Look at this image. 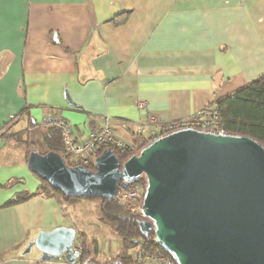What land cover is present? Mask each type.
<instances>
[{
  "label": "crops",
  "instance_id": "1",
  "mask_svg": "<svg viewBox=\"0 0 264 264\" xmlns=\"http://www.w3.org/2000/svg\"><path fill=\"white\" fill-rule=\"evenodd\" d=\"M262 73L264 0H0V264H36L40 252L22 253L42 230H82L53 195L6 206L40 185L25 146L2 136L12 124L44 152L43 118L59 108L81 140L108 119L136 146L155 135L137 131L148 115L191 117Z\"/></svg>",
  "mask_w": 264,
  "mask_h": 264
},
{
  "label": "water",
  "instance_id": "2",
  "mask_svg": "<svg viewBox=\"0 0 264 264\" xmlns=\"http://www.w3.org/2000/svg\"><path fill=\"white\" fill-rule=\"evenodd\" d=\"M28 166L67 197L109 202L123 181L144 179L141 232L154 231L176 264H264V145L251 136L187 127L155 137L123 163L109 147L94 170L70 166L56 151H31ZM76 235L72 226L42 230L22 254L36 247L39 260L75 262Z\"/></svg>",
  "mask_w": 264,
  "mask_h": 264
},
{
  "label": "trees",
  "instance_id": "3",
  "mask_svg": "<svg viewBox=\"0 0 264 264\" xmlns=\"http://www.w3.org/2000/svg\"><path fill=\"white\" fill-rule=\"evenodd\" d=\"M213 105H216L220 112L221 123L224 132L242 136H251L264 145V73L249 81L245 85L237 88L233 92L218 97L213 102ZM26 109L27 107L23 111H26ZM27 115L30 116L29 112L27 113ZM21 116L22 112L18 115L13 116L8 124H10L16 118H21ZM28 120L30 121L31 118L29 117ZM14 124H12L2 134V136L22 143L27 150L28 156L33 150L39 151L38 143L32 139L31 134L27 130V128L15 132L12 131ZM44 127H46L47 129L45 130V133H43V145L45 147L44 152L56 151L60 153L66 159L67 164L70 166L83 164L80 157L72 156L66 152L60 127L53 125ZM158 136L160 135H153L149 138H145L140 145L136 146H118L112 143L99 144L90 154L91 157L89 162L87 164H84V166L88 167L91 170H94V158L100 155L106 148L109 147L115 150L121 163H123L127 158L137 153L143 146H145L152 139ZM39 180L40 185L36 193H19L14 198L10 199L6 203V206L24 202L35 194H41L45 196L53 195L61 204H73L74 202L79 201V199L82 198L98 199L101 202V220L105 223L110 224L118 232L122 243L117 257H115L114 259H110L107 264H112L111 262L115 263L117 261H119L121 264H136V261L133 259V256L129 252L131 249H136L139 245H142L144 248H146L148 253H164L171 257V255L165 249H163L159 245V243L154 241V231H151V233L147 236H144L142 234L139 226V221L144 218L143 216L130 214L115 201L109 202L104 199L91 196L67 197L61 191L53 188L47 181L41 179L40 177ZM139 182L145 188L146 183L144 179ZM77 232V238H79L83 244L84 259H87L92 252L97 253L98 240L93 237L91 238V236L88 235L85 230H78ZM90 245H92L91 249Z\"/></svg>",
  "mask_w": 264,
  "mask_h": 264
},
{
  "label": "built area",
  "instance_id": "4",
  "mask_svg": "<svg viewBox=\"0 0 264 264\" xmlns=\"http://www.w3.org/2000/svg\"><path fill=\"white\" fill-rule=\"evenodd\" d=\"M139 108L145 107L144 101H137ZM43 126H57L61 128L66 152L72 156L80 157L82 165L90 160V154L95 147L102 143H112L118 146H129L123 140L119 139L114 133L113 125L108 121L93 130L89 136L81 140L73 134L71 124L65 120L62 110L59 108H50L42 121ZM197 128L210 131H224L221 123L220 112L216 105L207 106L204 109L193 114L191 117L162 123L159 117L150 114L137 127L138 133H144L148 129L155 131V135L182 129ZM145 188L140 182L129 183L123 181L118 189L115 202L122 206L130 214L143 216V198ZM154 241L157 242L156 237ZM158 243V242H157ZM73 254L76 256L75 262H70L64 256L52 258L49 260H38L36 264H101L95 260H86L83 256V244L79 238H75L72 246ZM133 259L136 264H176L175 261L164 253H148L146 248L139 245L134 252ZM119 264V263H112Z\"/></svg>",
  "mask_w": 264,
  "mask_h": 264
},
{
  "label": "rangeland",
  "instance_id": "5",
  "mask_svg": "<svg viewBox=\"0 0 264 264\" xmlns=\"http://www.w3.org/2000/svg\"><path fill=\"white\" fill-rule=\"evenodd\" d=\"M39 151L43 152V148L39 147ZM70 205H72L70 212H72L73 225L82 228L91 238L98 240V248L101 250L100 260L102 263L108 262L109 253L120 248L121 238L110 224L101 220L100 200L82 198ZM90 246L92 247V245ZM38 252L40 251L34 247L31 254L36 255Z\"/></svg>",
  "mask_w": 264,
  "mask_h": 264
}]
</instances>
